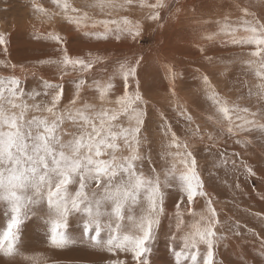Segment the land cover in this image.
Returning <instances> with one entry per match:
<instances>
[{
    "label": "snow or ice",
    "instance_id": "snow-or-ice-1",
    "mask_svg": "<svg viewBox=\"0 0 264 264\" xmlns=\"http://www.w3.org/2000/svg\"><path fill=\"white\" fill-rule=\"evenodd\" d=\"M50 3L51 10L33 0L32 9L38 20L49 22L60 16L78 31L83 30L86 37L96 40H107L110 36L116 40L122 36L135 40L141 35L139 22L127 16L115 18L114 12L130 11L138 6L141 10L150 9L148 19L157 21L159 10L165 7L164 0H93L89 7L98 10V18L87 11L71 15L81 10L71 6L69 0H50ZM240 11L243 18L238 26L228 23L226 18L218 32L203 37L211 41L222 35L228 38L226 44L251 49L247 53L249 59L242 60V64L257 80L249 87L247 96L249 100L255 98L256 111L222 100L211 90L208 77H202L207 99L215 110V116L209 120L229 137L238 132L264 134V23L247 19L253 16L247 8ZM89 28L96 31L89 32ZM43 38L63 44L62 37L56 33L49 32ZM5 42L0 34V45ZM58 51L59 58L40 63L55 65L61 81L65 76L77 74L78 79L72 81V97L63 108L60 107L65 93L62 83L42 79L37 88L26 91L19 77H0V211L6 217L0 223V255L10 259L19 255L27 264H49L42 254L25 255L19 251L23 230L36 219L44 227L48 245L53 249L67 248L72 243L69 230L78 224L82 236H88L93 247L116 257L106 264H129L128 259L120 258V253L130 256L131 264H150L161 218L166 214L169 194L166 190H174L180 195L175 210V233L169 235L175 264H215L214 249L224 239L217 233L218 213L204 191L195 155L188 150V142L172 131L171 125L161 126L167 138L168 151L164 158L169 166L162 174L155 168L151 175L143 171L141 130L148 102L140 92L137 69L144 57L135 61L117 59L108 73L107 57L91 53L87 59L71 57L66 47ZM4 52L7 54L6 47ZM0 65L10 66L13 71L17 68L3 61ZM97 65L105 66L97 69ZM94 69L108 73L107 79L95 78ZM20 71L25 69L21 66ZM166 71L174 80L173 69L166 66ZM118 77L123 82V91L117 96L114 80ZM133 81L135 88L130 92ZM86 89L94 93V102L82 96ZM241 112L247 115L241 117L238 115ZM180 115L192 123L191 115L183 110ZM66 124L71 130L65 128ZM199 131L197 126L194 132ZM199 138L204 139L203 135ZM207 138L214 141L211 134ZM235 142L242 147L251 143L250 140ZM208 147H215V142ZM124 152L127 154L123 155ZM227 162L222 160L224 164ZM232 163L235 165V161ZM244 167L250 176L255 175L250 167ZM197 197L206 198V213L188 208L187 214L198 219L186 223L181 204L186 198L191 205ZM105 232L106 240L102 237ZM177 242L179 250H176Z\"/></svg>",
    "mask_w": 264,
    "mask_h": 264
},
{
    "label": "rangeland",
    "instance_id": "rangeland-1",
    "mask_svg": "<svg viewBox=\"0 0 264 264\" xmlns=\"http://www.w3.org/2000/svg\"><path fill=\"white\" fill-rule=\"evenodd\" d=\"M185 1L164 0L165 7L159 10L161 16L157 21L148 19L150 9L145 8L144 12L138 6L130 11L114 12L115 18L127 16L131 21L139 22L142 28L141 35L135 40L129 36H122L120 40L111 36L107 40H96L86 37L83 30L78 31L75 25L68 23L60 16L42 23L36 18L32 9L33 0H0V34L6 41L4 45H0V61L17 66L13 71L10 66L0 65V77H19L26 91L37 88L42 79L51 83H62L65 93L60 107L63 108L72 97L74 90L72 81L78 79L77 74L65 76L61 81L55 65L40 63V61L59 58V48L66 47L71 57L87 59L89 53L93 56L107 57L105 63L108 73L112 71V66L117 59L126 58L129 61H135L136 58L143 56L144 59L137 69V78L140 92L148 102L145 124L141 130L143 138L141 155L144 157L141 163L144 173L151 175V170L155 168L162 174L163 170L169 166L168 159L164 158L168 151L165 147L167 138L161 126L165 123L171 125L172 131L181 140L188 142V150L195 155L197 172L204 183V191L211 198L212 206L218 213L220 224L217 226V233L218 236H224V239L218 241L214 249L215 264H264V134L259 131L238 132L232 137L226 133L221 134L220 128L209 120L210 116H215V110L212 102L207 99L205 85L202 82V77L207 76L211 90L218 93L222 100H227L230 105L236 104L241 108L249 107L251 111L257 110L255 98L251 100L247 98L249 87L254 86L257 80L242 64V60L249 59L247 53L251 49L226 44L224 41L228 38L222 35L216 36L211 41L203 37L218 32L226 18L228 23L238 26L243 18L241 8H247L253 14L247 19L255 18L264 23V0ZM35 2L50 10L53 9L50 0H35ZM69 3L81 10L80 13H71V15L77 16L87 11L90 16L100 18L98 10L89 7L93 0H69ZM87 31L96 30L89 28ZM49 32L59 34L63 44L58 45L43 38ZM36 35L41 38L36 39ZM5 47L7 54L4 52ZM21 66L25 69L24 72L20 71ZM104 66L97 65L96 68ZM166 66L171 67L175 72L174 80L170 78ZM93 71L95 78L107 79L108 73L101 74L96 72V69ZM91 80L92 76L89 74L88 82L91 83ZM114 84L116 85L114 94L121 95L122 80L118 77L114 80ZM134 88L133 81L129 91L131 92ZM93 95L94 93L87 89L82 93V96L90 102H94ZM182 110L192 116L191 124L180 115ZM238 115L246 116L242 112ZM240 122L242 121H236V123ZM197 126L200 129L199 133L194 132ZM65 128L71 130L68 124ZM209 134L214 137V141L207 138ZM201 135L204 137L203 140L199 138ZM236 140H250L251 143L247 147H242L235 142ZM213 142L215 147L209 148L208 146ZM126 154V152L123 153V155ZM223 159H227V164L222 163ZM232 161H235V165ZM244 165L250 167L255 175L250 176ZM166 191L169 193L166 196V214L161 218L158 238L149 256L150 264L175 262L170 250L169 235L175 233V210L180 195L174 190ZM197 206H200L201 210H206V198L197 197L191 205L187 204L185 198L184 203L181 204V209L185 210L186 223L198 219V216L190 217L186 211L191 208L196 213H200ZM5 219L3 212L0 211V223ZM40 224L39 220L34 219L23 230L19 242L21 253L42 254L46 257L44 253L49 245L46 242L44 227ZM236 225L239 227L237 228ZM74 227L80 230V232L77 230L76 234H78L77 240L81 244V250L76 253L68 247L56 250L67 254L69 252L82 254V251L96 250L90 238L82 236L80 226L74 224L70 229L74 230ZM32 235L33 237H30ZM102 237L106 240L107 233H103ZM166 237L168 244L164 246ZM75 239L71 238L73 241ZM178 244L179 242H177L176 250H179ZM201 250L203 251V247ZM47 257L49 264H52V261L70 264L55 257ZM124 259H128L131 264L130 256ZM11 261L12 259L6 257L1 260L4 264Z\"/></svg>",
    "mask_w": 264,
    "mask_h": 264
},
{
    "label": "bare ground",
    "instance_id": "bare-ground-1",
    "mask_svg": "<svg viewBox=\"0 0 264 264\" xmlns=\"http://www.w3.org/2000/svg\"><path fill=\"white\" fill-rule=\"evenodd\" d=\"M150 1H152V0H150ZM154 1V0H153ZM185 1V0H184ZM186 2V1H185ZM197 2V1H196ZM188 3V2H187ZM203 3V2H202ZM197 4V3H196ZM192 5V4H191ZM203 6H204V4H203ZM172 7V6H171ZM184 7V6H183ZM186 7V6H185ZM199 7H201V6H199ZM187 8H189V7H187ZM197 8V7H196ZM177 9V8H176ZM185 9V8H184ZM198 9V8H197ZM227 9V8H226ZM145 10V9H144ZM143 10V11H144ZM147 10V9H146ZM189 10V9H188ZM148 11V10H147ZM161 11V10H160ZM145 12V11H144ZM190 13H191V11H190ZM194 13V12H193ZM163 14V13H162ZM116 16V15H115ZM118 16V15H117ZM161 16V15H160ZM165 18V17H164ZM147 22V21H146ZM181 22V21H180ZM225 68V67H224ZM247 115V114H246ZM226 204V203H225ZM198 207V211L200 212V213H204L206 210L205 209H202L201 210V207L200 206H197ZM227 207V206H226ZM253 208V207H252ZM255 213H257V212H255ZM191 217V216H190ZM41 225V224H40ZM32 227H34V226H32ZM43 227V226H42ZM77 227V226H76ZM38 228V227H37ZM43 229V228H42ZM41 229V230H42ZM33 229H31V231H32ZM35 230V229H34ZM40 230V229H39ZM30 231V232H31ZM74 231V230H73ZM75 231H77L76 229H75ZM33 232V231H32ZM80 232V231H79ZM35 233V232H34ZM34 233H33V235H34ZM40 233V232H39ZM42 233V232H41ZM44 233V232H43ZM228 234V233H227ZM33 235L32 236H30V237H33ZM229 235V234H228ZM71 236H72V234H71ZM73 236H74V234H73ZM104 236V235H103ZM40 237V236H39ZM43 237V236H42ZM70 237V236H69ZM226 237V236H225ZM228 237V236H227ZM74 238V237H73ZM104 238V237H103ZM70 239H71V237H70ZM43 240H44V238H43ZM46 240H47V238H46ZM241 240V239H240ZM233 241V240H232ZM239 241V240H238ZM237 241V242H238ZM47 242V241H46ZM45 243V242H44ZM44 243H43V245H44ZM229 243V242H228ZM31 244V243H30ZM35 244V243H34ZM38 244V243H37ZM46 245V244H45ZM34 246V245H33ZM48 246V245H47ZM46 247V246H45ZM43 248V247H42ZM69 248V247H68ZM47 249V248H46ZM39 251H41L40 249H39ZM43 251H45V250H43ZM67 251V250H66ZM57 252V250L56 249H53V248H51V247H49L48 246V250L44 253V254H46V258L48 259V257L47 256H51V257H55L56 259H60V260H62V261H66V262H73L75 259L73 258V257H70V255L72 254L71 252H69L68 254H63L62 253V255L60 256V257H58V254H55ZM58 253H59V251H58ZM96 253V252H95ZM94 253V254H95ZM94 254H89V255H94ZM104 253H101V252H99V255H101V256H94V257H96V259L97 260H92V261H94V262H102V263H104V262H106L108 259H111L112 258V256L111 255H103ZM103 255V256H102ZM72 256H75L76 257V255L74 254V255H72ZM80 257L82 256V255H79ZM78 257V256H77ZM84 257V256H83ZM90 257V256H89ZM114 257V256H113ZM121 257H123V256H121ZM2 258H3V256L2 255H0V264H4V262H1V260H2ZM86 258H87V256H86ZM90 258H92V257H90ZM113 259V258H112ZM115 259V258H114ZM76 261V260H75ZM77 261H79V260H77ZM8 264H27V262L26 261H24L19 255L18 256H16L14 259H12V261L11 262H9Z\"/></svg>",
    "mask_w": 264,
    "mask_h": 264
},
{
    "label": "crops",
    "instance_id": "crops-1",
    "mask_svg": "<svg viewBox=\"0 0 264 264\" xmlns=\"http://www.w3.org/2000/svg\"><path fill=\"white\" fill-rule=\"evenodd\" d=\"M75 229L76 230H79V228H75L74 227V231H71V230H73V229H70V231H69V234H72V236L71 235H69L71 238H76L75 239V241H73V240H71L72 241V243L68 246L69 247V249L70 250H72L73 252H79L80 250H81V244H80V242L77 240L78 239V234H76L77 232L75 231ZM80 231V230H79ZM73 234H74V236H73ZM69 237V238H70ZM168 244V238L166 237V242H165V244H164V246H166ZM83 248V247H82ZM69 250V251H70ZM96 252V253H95ZM62 253L65 255V254H67V253H65V252H62V251H59V253H58V250H57V252L55 253V254H58V257H60L61 255H62ZM94 254V255H89V254ZM61 254V255H60ZM72 255H74V254H71L70 255V257H73L75 260L73 261V262H71L70 264H96V263H94V262H91L92 260H97L96 259V257L97 256H101V255H99V251L96 249V250H90L89 252H84V251H82V254H75L76 255V257L75 256H72ZM79 255H82L81 257L79 256ZM103 255H110L109 253H104ZM102 255V256H103ZM78 256V257H77ZM84 256V257H83ZM86 256H87V258H86ZM92 257V258H90V257ZM94 256H96V257H94ZM112 256V255H111ZM119 256H120V258L122 259H124L125 258V256H124V254H119ZM121 256H123V257H121ZM112 258L114 259V258H116L115 256L113 257L112 256ZM111 258V259H112ZM77 260H79V261H77ZM109 260V259H108ZM107 260V261H108ZM98 264H102V263H98ZM103 264H106V263H103ZM173 264H175V262H173Z\"/></svg>",
    "mask_w": 264,
    "mask_h": 264
}]
</instances>
